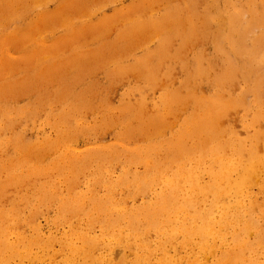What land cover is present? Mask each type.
I'll use <instances>...</instances> for the list:
<instances>
[{
	"label": "rangeland",
	"instance_id": "rangeland-1",
	"mask_svg": "<svg viewBox=\"0 0 264 264\" xmlns=\"http://www.w3.org/2000/svg\"><path fill=\"white\" fill-rule=\"evenodd\" d=\"M195 1L197 16L193 17V23L186 21L179 30L194 28L197 33L190 42L185 34H172L175 37L171 46L160 54L159 41L163 34L159 37L151 34V29H133V23L156 19L174 10L185 17L191 0H24L13 13L3 9L6 0H0V85L7 86L0 96V141L4 143L3 152L0 150V186L4 189L0 208L16 214L14 220H9L6 240L16 243L20 253L28 252V255L5 257L0 254V264H160L161 253L153 248L161 237L155 230L147 234L153 253L146 256V250L139 248L140 245L126 248L124 238L118 240L115 228L107 219L113 212L155 203L156 194L165 186L164 179L160 178L150 182L148 190H137L122 179L132 180L137 172L151 176L159 165L164 166L162 176L177 170L168 146L187 128L188 117L201 113L203 106L170 105L164 97L175 91L187 93L182 85L188 76H194L197 56L205 68L202 75L194 76L199 98L214 94L216 78L227 66L224 56L215 52L212 40L217 31L215 24L207 30L202 27L205 0ZM223 1L220 0L222 6ZM242 2V6H249V0ZM18 14L22 15L16 19ZM43 15L49 16V21L37 29ZM258 15L261 20L262 13ZM258 23L245 39L249 47L264 35V24ZM11 39L14 42L5 43ZM20 39L24 41L18 42ZM42 42L44 45L40 46ZM257 48L247 58L260 55L263 46L259 44ZM225 49L228 51L229 46ZM37 51L39 54H35ZM146 59L143 65L142 60ZM232 63L238 71L222 86V96L227 100L244 98L255 103L253 99L258 95L259 106L264 108V76L257 87L253 86L257 76L264 73V61L249 70L241 66L242 58L232 59ZM256 111L254 104L247 107L240 104L228 109L220 120L224 138L225 131L232 129L237 137L245 140L242 154L229 148L224 152L237 165L252 160L251 149L258 157L264 154V116L253 119ZM65 120L69 121L68 125ZM67 132L74 138L60 136ZM17 137L27 144L24 148L17 147ZM253 138L254 144H251ZM48 139L55 143L53 148L46 149L39 158L34 157L32 152L47 146ZM188 144L196 147L192 142ZM199 154L195 151L197 157ZM185 163L194 165L196 161L185 160ZM259 164L256 177L240 179L238 184L244 186V192L238 191L234 199L237 202L241 199L245 204L238 211L247 207L252 212V219L246 214L240 225L253 222L256 229L263 231L264 241V163ZM36 167L41 172L34 183L17 186L8 180L15 173L26 179ZM206 176L201 174L203 183L209 180ZM38 183L47 185L48 194L56 193V196L41 202L36 190ZM227 195L225 201L229 202L232 196ZM255 197L258 205L254 208L251 203ZM66 200L83 205L84 211L73 214L64 210L60 203ZM5 225L0 220V227ZM223 232L222 239L212 242L211 253L202 252L199 238H193L189 246L181 244L174 248L169 244L166 251L175 261L173 264H216L227 257L231 259L229 264H264V242L255 232L245 235L244 239L255 245L244 251L240 260L228 256L229 249L235 247L239 230L227 227ZM76 233H84L96 241V245L92 241L94 246L86 252L88 256L70 251L69 244L84 245ZM19 235L28 241L20 242ZM181 239L182 236L178 241Z\"/></svg>",
	"mask_w": 264,
	"mask_h": 264
},
{
	"label": "bare ground",
	"instance_id": "bare-ground-1",
	"mask_svg": "<svg viewBox=\"0 0 264 264\" xmlns=\"http://www.w3.org/2000/svg\"><path fill=\"white\" fill-rule=\"evenodd\" d=\"M22 1L24 0H6V2L3 3L4 5L3 9L9 10L11 13H13L12 11L14 9L16 10V8L22 3ZM207 1L208 0H205L206 7L204 11L205 14H204L202 27H204V29L207 30L209 28V25H211L212 23L215 24L217 31H215L212 35V40L216 49L215 52L224 56V60H225L224 62L227 63V66L225 67L224 71L216 78L218 82L215 84L214 94L211 95L210 97L199 98V96H197L199 94L197 93V89H196V87H198L196 83L197 80L194 78V76L202 75L204 73L205 68L202 67V64L200 62V56H197L196 64L194 68V76L192 75H190V77L188 76V78L186 79V83L182 85V87L187 90V93L175 91L169 93L164 97L166 103L170 105L171 104L183 105L187 103H192L191 105L195 108L203 106L202 107L203 110L201 113L196 115H190L188 117L189 122L187 128L184 130V132L178 135L176 142L170 143L168 146L169 153L171 154V159L173 160L174 163H176L177 170L170 173L168 176L167 175L162 176L163 175L162 171L164 170V166L159 165V168H157V170H155L153 172L154 174H152L151 176L137 172L135 173L134 175L135 177L132 180L122 179V182L123 181L124 183L130 182L129 184L135 186L136 187L135 189L137 190L139 189L148 190L149 188L148 185L150 184V182H152L153 180L159 181L160 178L164 179L165 186L163 187L161 193L159 192L156 194L155 203L142 205L141 207H137L131 210L122 209L120 211L111 213L107 219L109 220L107 222L112 224V228H115V233L118 237V240L123 241L122 239L124 238L125 240L124 246L126 248L132 247L133 249L136 248V246L138 247L140 245L139 248L143 247L146 250L145 251V254H147L146 256H150L153 253L152 252L153 250L152 251L150 250L151 249L150 245L148 243V240L146 239L147 234L149 233L150 230H155L156 234L161 237L158 240L157 245L154 246L153 248L154 251L156 250L161 253L162 260L160 259L161 261L160 264L175 263V261L166 251L167 245L173 244L174 248H177L178 245L181 244L183 245L187 244V246H189L191 245L193 238L194 239L199 238V246L203 253L206 254L211 253V251H213L212 242L214 241L216 242L217 239H222L221 236L224 234L223 230H227V227L233 228L234 231H235V227L237 228V230H239L238 234H236L237 238H236L235 247L232 250L229 249L228 256L232 255L231 257L234 256L237 257L238 260H240V256L243 254L244 251H249L248 249L254 248L255 245L254 242H251L248 239H244L245 235L247 233H252V231L256 233V237H258L259 240H262V242H264L263 231L260 229H256L257 226H255L253 222L249 221V223L245 222L243 226L240 225V221L242 220L244 221L246 214L249 216V219H252V212H250L247 209V207L242 212L238 211L240 205L242 206L245 204L243 201H241V199L238 202L236 201V199H234L238 191L244 192L242 188L244 186L242 185L241 187L238 184V182L240 181V179H252L256 177V166H259L260 165L259 163L261 162L264 163V154L261 157H258L256 153L254 154L253 149H251L249 151V154L252 159L250 162H247V164L245 163L242 164L240 162V165L235 164L233 162L234 159H232V157H225V155L227 154L224 152H226V150L229 148L232 150L234 149L235 152L236 150H238L236 153L239 155L242 154L245 149L243 144L245 140L237 137V135L232 129L230 131L229 130L225 131V138H224V129L220 124L221 118L224 115H226L228 109H231L237 105L240 106V104H242L244 107H247L248 105L251 104H254L256 106L257 111L256 113H254L253 119L259 120V118L261 119L264 116V108H261V106H259L258 95H256L255 99H253L255 100V103H249L244 98L241 99L231 98V100H229L228 98L227 100L224 98V96H222L223 94L222 86L227 81H230L236 74V71H238L237 67L233 65L232 59L237 61L238 58H242L243 64L241 66L247 70H249L253 66H259L263 64L264 35H261V38L258 37L257 40L259 42L253 44L252 47L247 46L245 39H247L248 32L252 31L254 26H256L254 24L257 21H259L258 23L259 26H261L262 23L264 24V0H249L250 1V3H248L249 6H242L241 5V3H243L242 0H224L223 6L221 5L220 0H212L213 2L212 4H208ZM195 2H196L195 0H191V2H189V4L187 5L188 13L182 12L185 14V17H183L184 15H181L179 11L174 10V12H168L167 14L156 19L137 20L133 23L132 28L133 29L142 28L143 30L151 29L150 33L151 34L154 33L159 37L160 35L163 34V36L160 37V41H159L160 42L159 53L162 54L163 52L167 51L169 46H171L173 37H175L172 34H175L176 36L185 34L187 42H190L193 38L194 33L195 34L197 33V29L194 28L188 29L186 31L179 30V27H181V25L184 24L186 21L193 23V17L197 16V12L195 10ZM240 7L245 10H242ZM24 12L22 14H24ZM259 13H262L261 20L257 18V16H259L258 15ZM22 14H18L16 19ZM245 14L248 15L245 17ZM13 18H15L14 14H13ZM41 18H42V23L37 24V29H41L42 27L40 28V25L42 26V24L46 26L47 22L49 21L48 19L49 16L47 15H43V17ZM183 29L184 28H182V30ZM205 30H204V34L207 33ZM164 33H168V34H164ZM14 38H16V36L13 37L12 39ZM12 39L5 40L6 41L5 43H9L10 41L14 42ZM22 41L24 40L20 39L18 42H22ZM259 44L263 46V50L261 54L260 55L254 54L255 57L247 58L249 55H251L250 53L257 52L258 49L257 46ZM43 45L44 44L42 42L40 46ZM226 46H229L228 51L227 49H225ZM229 53L231 56L229 55ZM35 54H39V52L37 51ZM44 57L47 58V55H44ZM146 63H147V59L142 60L143 65ZM12 65L13 64L11 63V66ZM245 74L247 75L248 79H251L248 73ZM261 76H264V73L257 76L256 80L253 81L254 88L259 85V80ZM191 77H193V79H190ZM6 87H7L6 85H0V96L2 95V93H4ZM251 102L253 101L251 100ZM64 123L65 125H68L69 121L65 120ZM160 126H161L160 122H157V127ZM66 127L69 128V126ZM0 130H1V126H0ZM69 132H67V134L61 133L60 136L67 137L68 140H71L74 138V136H72ZM255 137L254 138L257 141L259 138L258 135H256ZM262 137L263 136H261V138ZM254 138L251 139L250 141L251 144H254L253 141ZM188 142L194 143L196 147L191 148L190 147L191 143L188 144ZM15 143L18 148H24L23 146L27 145L23 143L21 137L15 138ZM47 143H48L47 146H44L42 148L38 147L41 149L33 151L32 155L34 157L39 158L44 154L43 152L46 149L50 150L51 148H53L55 144L52 142L51 139H48ZM3 144L4 143L0 141L1 151L4 148ZM142 148H140L139 150H141ZM259 148H262L260 147V144H259ZM195 151H196V155L197 153H201V154H199L197 157L195 155ZM257 153H259L258 150ZM232 155L234 154L232 153ZM183 158H185V160L189 162L190 160L196 161V164L189 165L188 163H185V160L182 162ZM71 160H73L71 161L72 164L75 165L74 158L73 159L71 158ZM13 161L14 160L12 159V162ZM72 164H70V168L72 169L71 171L74 170ZM47 166L50 167V165ZM81 169L82 168H80V170ZM261 170H263V168ZM40 172L41 170H39L36 167L31 169L26 179H22V177L20 178V175L18 173H15L10 178H8V180L13 182L14 184H17L18 186L23 183L26 184L28 182L30 183L34 181L35 180L34 178H36L38 174H40ZM258 172L260 174V171ZM202 173L207 174V176L209 177V180L206 181L207 183L202 182V177H201ZM98 175H101V173ZM69 176L72 175L69 174ZM233 183H235L236 185L233 186ZM2 186L3 185L0 186V197L1 194L4 192ZM37 187L38 188H36V190L38 189L37 191H39L37 192L38 194L37 196L41 202L46 200L47 198L51 199V195L53 198L56 196V193L48 194V188L47 185L45 184L39 185L38 183ZM226 195L228 197L232 196L231 201L229 202L225 201ZM12 204L19 205L14 202ZM73 204L74 203H70L67 200L62 201V203H60V205H62V208L64 210L66 211L69 210L73 214H79L84 211L85 208H83V205H77V204L73 205ZM252 204L253 207L256 204L258 205V201L256 197L254 198V200H252L251 206ZM213 210H216L217 212L215 213ZM14 215L16 214L13 211H9V210L6 211L0 208V220L3 223H6L5 226L0 227V254H4V257L7 255L14 256V255L24 254L18 251L16 243H10L6 240L7 237L6 231L7 229H9L8 223L11 218L12 220H14ZM76 235L77 237H79V239H81V241H83L84 245H82L81 247L80 246L77 247L69 244L68 247L70 248V251H73V253L84 252L83 254L85 256H88L86 252L90 249L89 247H93L94 245H96V241H94L90 237H87V235L84 233L83 234L76 233ZM180 236H182V239L181 241H178ZM19 239L20 242L28 241V239H25V237L22 235H19ZM92 241L94 242V245ZM120 241L118 242L120 243ZM196 244L197 243L195 241L194 246H196ZM262 248L264 247L262 246ZM112 249L113 248L111 247V250ZM262 252H264L263 249ZM116 253L117 252H115V254ZM24 255H28V252H26ZM230 260L231 259L227 257L222 262L219 263L217 262L216 264H229Z\"/></svg>",
	"mask_w": 264,
	"mask_h": 264
}]
</instances>
